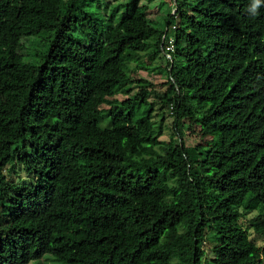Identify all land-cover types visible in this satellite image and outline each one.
Listing matches in <instances>:
<instances>
[{
  "label": "trees",
  "instance_id": "obj_1",
  "mask_svg": "<svg viewBox=\"0 0 264 264\" xmlns=\"http://www.w3.org/2000/svg\"><path fill=\"white\" fill-rule=\"evenodd\" d=\"M170 1L156 41L125 46L112 33L149 24L154 0H0V176L33 178L0 195V264L264 262L240 224L257 211L264 239V0ZM142 56L164 83L127 74Z\"/></svg>",
  "mask_w": 264,
  "mask_h": 264
},
{
  "label": "rangeland",
  "instance_id": "obj_2",
  "mask_svg": "<svg viewBox=\"0 0 264 264\" xmlns=\"http://www.w3.org/2000/svg\"><path fill=\"white\" fill-rule=\"evenodd\" d=\"M102 3H109L108 5L113 3V0H102ZM175 9L172 8L170 0H154L151 4V10L148 12V22L149 24L144 25H133L128 30L127 36L124 37L122 33H112V41L117 40L120 41L122 44L129 45L133 42H152L154 43L157 39V28H163V25H158L159 23L164 22L166 16L171 12L174 13ZM156 23L157 25H155ZM157 27V28H156ZM159 33V30H158ZM42 37L37 38H24L22 42H27L30 46L25 47L22 49L23 55L26 53L36 54V52H40L41 45L40 39ZM35 39V40H34ZM33 40V41H32ZM34 41L36 43H34ZM119 42V43H120ZM28 60L27 58H25ZM32 60V58L30 59ZM29 60V61H30ZM137 65L145 66L146 69H140L136 74L131 73L130 71ZM165 64L162 62L161 59H155L150 61L147 56H142L139 61L131 62L127 65V74L131 76L132 79H146L151 83L159 86V84L165 82ZM159 89V87H158ZM136 90L133 89L132 93H135ZM117 99L122 100L124 99L123 95L116 96ZM150 102L154 104V112L152 114L154 121L156 124L163 119L162 125V135L159 137L160 141L167 142L169 137L173 132V117L167 112L165 107H161L160 104L154 102L153 98H149ZM184 133V142L187 146L196 145L199 143V139L196 138L194 135L190 134V131L183 130ZM3 177L2 179L0 176V195L1 196H12L14 191L5 185L8 184H21L22 182H29L32 181L33 178L26 174L22 168L14 166V165H7L2 172ZM257 211H250L245 212L243 214L242 219L240 220V224L242 227L247 231L249 239L259 248L264 246V239L259 235L255 234L251 228L249 227V220L257 215ZM210 240H206L204 243V248L206 251V255L208 258L213 257V253L208 250L210 247ZM29 264H61L60 262H56L53 258L49 255L42 257L40 260L32 261ZM256 264H264L263 260L260 258Z\"/></svg>",
  "mask_w": 264,
  "mask_h": 264
},
{
  "label": "clouds",
  "instance_id": "obj_3",
  "mask_svg": "<svg viewBox=\"0 0 264 264\" xmlns=\"http://www.w3.org/2000/svg\"><path fill=\"white\" fill-rule=\"evenodd\" d=\"M261 3V0H252V4L250 6V11L253 12V14H255L256 10L259 8Z\"/></svg>",
  "mask_w": 264,
  "mask_h": 264
},
{
  "label": "built area",
  "instance_id": "obj_4",
  "mask_svg": "<svg viewBox=\"0 0 264 264\" xmlns=\"http://www.w3.org/2000/svg\"><path fill=\"white\" fill-rule=\"evenodd\" d=\"M165 51L167 53L173 52V40L171 38H169V40L167 41L165 45ZM167 57L169 58V55H167Z\"/></svg>",
  "mask_w": 264,
  "mask_h": 264
}]
</instances>
